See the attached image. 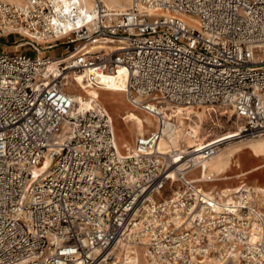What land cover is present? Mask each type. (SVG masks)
<instances>
[{"label": "built area", "instance_id": "2783aa9c", "mask_svg": "<svg viewBox=\"0 0 264 264\" xmlns=\"http://www.w3.org/2000/svg\"><path fill=\"white\" fill-rule=\"evenodd\" d=\"M0 46V264H119L137 249L153 264H264L262 194L201 186L225 142L157 149L177 107L264 133V0H97L91 18L0 0ZM89 70L122 73L154 129L120 149L107 109L78 112L62 81Z\"/></svg>", "mask_w": 264, "mask_h": 264}, {"label": "bare ground", "instance_id": "6f19581e", "mask_svg": "<svg viewBox=\"0 0 264 264\" xmlns=\"http://www.w3.org/2000/svg\"><path fill=\"white\" fill-rule=\"evenodd\" d=\"M5 2L22 5L25 0H3ZM106 8L123 12L129 6L131 0H98ZM97 0H53L54 6L64 13H70L72 7L78 12H83L84 16L91 18L95 12ZM127 3V7L122 3ZM61 57L50 59L45 66V73L49 77L56 78L58 76V65L62 62ZM124 87L123 74H105L97 70H89L85 72L71 71L68 73L66 80L62 81V89L72 95L76 103L75 109L78 112H85L95 106L100 105L107 109L112 116L114 123L116 138L120 149L131 147L137 136L145 135L156 125L154 115L148 111H139L130 108L126 101V96L119 90L120 86ZM191 108L177 107L170 113H165L167 119L174 118L176 123V132L168 133L167 136L160 140L157 149L166 152L169 149H180L186 151L191 146H201L204 139L199 138L200 125L204 119V111H212L211 108H201L197 114L189 111ZM196 110V109H192ZM204 110V111H203ZM226 114V113H224ZM199 124L192 125V117L202 116ZM188 122V123H187ZM190 124V125H189ZM186 127V128H185ZM239 127V126H238ZM234 132L228 137H221L220 140L225 144L209 159L202 162L203 173L200 180L201 186L209 190H224L232 192L238 189L241 184H252L253 189H257L264 198V133L255 136H238ZM258 138L256 141L236 149H232L233 145L240 144L246 140ZM120 141V142H119ZM210 141V140H209ZM243 157L250 161L255 160L254 165L243 168L242 172L236 170L237 164L243 162ZM246 163V161H245ZM226 170L237 172L239 181L237 185L225 183L222 175ZM236 177V176H235ZM225 180V181H224ZM247 185V184H246ZM119 264H153L145 258L137 249L134 256H126ZM222 264V263H221ZM224 264H237L235 262H227Z\"/></svg>", "mask_w": 264, "mask_h": 264}, {"label": "rangeland", "instance_id": "374dc122", "mask_svg": "<svg viewBox=\"0 0 264 264\" xmlns=\"http://www.w3.org/2000/svg\"><path fill=\"white\" fill-rule=\"evenodd\" d=\"M116 1H120L121 0H116ZM127 3H122L123 6H125V8L127 7ZM13 38L11 37L10 39L6 40V41H3L5 42L6 44H9L11 43V40ZM0 49H1V46H0ZM8 50L12 51L13 48H8ZM59 55V53L55 52L53 54H51V57H53L52 59H55L57 58V56ZM74 72V71H73ZM119 90H123V86L121 85L119 87ZM130 108L134 109L133 107H131L129 104H127ZM201 111V109H196V110H192V109H189V111H194L196 114L198 111ZM204 111V110H203ZM204 113V119H203V115L202 116H197V117H192V125L194 126L195 124H199L200 122V119L202 118V123L200 125V129L198 130L199 132V138L200 139H206V140H213L215 138H218V137H228V136H231L234 134V132H236V130H234V124H233V121L231 118H229L230 114L229 113H226L224 114L222 111H218L216 110V114H211L210 111L206 112L205 111L203 112ZM212 121V122H211ZM188 123V122H187ZM190 125V124H189ZM236 126L238 127L239 125L236 124ZM186 128V127H185ZM258 138H254V139H248L244 142H241L240 144H237V145H233L232 149H236V147L239 148L242 146H246L254 141H256ZM203 140V141H204ZM120 142V141H119ZM134 143V142H133ZM264 160V159H263ZM243 162H240V164L236 162V170L239 171V172H242L243 168H246V167H249L251 165H254V163L256 162L255 160H246L244 157H243ZM246 161V163H245ZM237 172H233V171H230V170H226L225 173L222 175V177L225 178V183H228V184H234V185H237L242 179H244L242 177L241 180L239 181H236V179H238V176H237ZM236 176V177H235ZM245 184H247V186H252V184H248L247 182H245ZM169 194V191L168 192H165L163 193V196ZM237 263V262H235ZM239 264V263H237Z\"/></svg>", "mask_w": 264, "mask_h": 264}]
</instances>
